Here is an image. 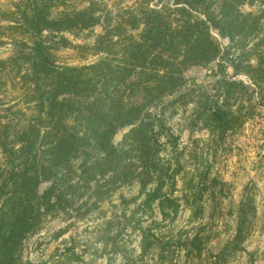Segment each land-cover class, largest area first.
Wrapping results in <instances>:
<instances>
[{"label":"trees","instance_id":"16d2710c","mask_svg":"<svg viewBox=\"0 0 264 264\" xmlns=\"http://www.w3.org/2000/svg\"><path fill=\"white\" fill-rule=\"evenodd\" d=\"M74 1L80 5H71ZM16 5L7 15L10 24L2 26L12 30L15 47L13 56L0 59V72L21 84V95L6 110L15 129L8 121L0 131L12 166L0 171V257L11 254L12 239L37 230L47 215L69 212L77 192L84 198L95 181L106 180L114 190L138 179L146 188L139 166L143 161L152 168L146 179H155L160 135L152 116L160 104L177 92L186 69L218 60L217 34L247 39L264 18V0H19ZM245 5L254 10L245 11ZM62 48L98 59L60 63ZM217 115L223 119L221 111ZM128 126H133L132 150L128 133L118 139ZM43 183L49 186L41 194ZM160 197L161 213L170 216ZM246 216L242 211L237 238L213 254L211 264H227L233 251L244 249ZM206 239L197 232L187 251L201 259Z\"/></svg>","mask_w":264,"mask_h":264},{"label":"rangeland","instance_id":"374dc122","mask_svg":"<svg viewBox=\"0 0 264 264\" xmlns=\"http://www.w3.org/2000/svg\"><path fill=\"white\" fill-rule=\"evenodd\" d=\"M17 2L0 0V59L14 54L12 30L2 26L10 24L7 15L16 11ZM216 37L218 60L186 69L177 92L152 116L160 135L155 179H146L152 168L142 161L146 188L138 179L114 190L106 180L95 181L84 198L77 192L69 212L47 215L37 230L12 239V252L0 257V264H211L212 255L237 238L242 211L250 229L244 249L233 251L227 264H264V18L247 39ZM97 59L72 48L57 52L60 63ZM19 86L0 72V131L10 121L8 106L21 95ZM10 122L14 130L16 121ZM132 129L118 134V139L129 134L131 150ZM4 169L12 166L0 146V171ZM48 186L43 183L39 192ZM150 193L159 197L150 200ZM160 196L170 216L161 213ZM197 232L208 238L201 243V259L187 251Z\"/></svg>","mask_w":264,"mask_h":264}]
</instances>
